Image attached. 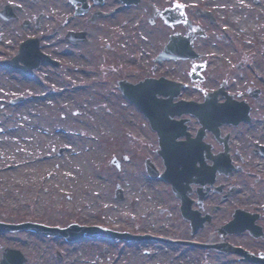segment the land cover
Listing matches in <instances>:
<instances>
[{"label": "rangeland", "instance_id": "rangeland-1", "mask_svg": "<svg viewBox=\"0 0 264 264\" xmlns=\"http://www.w3.org/2000/svg\"><path fill=\"white\" fill-rule=\"evenodd\" d=\"M49 1L57 3L55 0ZM225 1L144 0L141 5L121 11L119 16L105 20L111 24V27L106 28L112 30L89 32V39L84 43H65L59 36L60 32L47 37L45 42L50 48L57 52L67 51V56L63 57L61 53L56 55L53 51L52 54L60 57L62 61L54 66L49 63L42 64L31 79L12 72H8L7 75L8 69L1 68L0 128L5 130L17 128L14 132L21 137L24 131L29 130L28 132L32 133L35 126L43 129L40 131L42 136L35 142V153L32 156L48 160L60 158L65 154L66 143L70 142L69 135L62 133L59 137L54 133L53 127L78 128L74 119L67 117L75 115L72 103L79 99L70 95L68 101L64 100L67 102L63 103L52 100L50 94H57L55 86L59 87L58 90L61 92L72 87L73 83L83 82L92 86L85 89L84 95L93 102H98L103 117L106 116L112 126L110 133L102 130L99 133L101 161L98 169L102 175L101 192L107 199L124 203L116 207L117 211L112 218L108 216V208L102 206L96 212L84 214L74 212L72 208L62 204L63 196L57 194L54 189L45 188L40 184L41 171L36 170L26 183L25 179L13 184L0 183V219L30 218L56 223L59 226L77 221L94 222L115 227L126 225L128 220L146 224L160 220L162 216L155 213L156 207L165 203L167 194L160 180L151 179L145 174L141 158V154L147 153L153 146L150 128L138 107L117 87V80L125 78L134 82L143 76H158L165 72L164 74L188 83L182 91L183 96L196 97L200 92L198 85L214 87L218 84L217 79L223 75L226 76L225 80L231 81L235 87H242L243 82L249 81L255 72L264 75V0H248L253 4V9H246L243 6L235 9L238 17L240 12L242 15L251 12L252 21L250 20L247 27L241 28L242 31L231 29L236 28V20L230 17L229 6L225 5ZM165 6L172 8L177 6L180 18L167 22L162 13L160 14ZM196 8L211 10L215 19L210 20L206 15L197 12ZM151 19L153 21H150ZM197 28L204 32L203 35L196 34L193 39V48L198 53L195 61L202 64L199 70L200 78L191 79L190 59L154 60L170 33L186 34L196 31ZM18 35L20 36L18 32H7L4 37H13L14 40L21 37ZM101 40L106 41L105 48ZM71 61L84 65L75 75L69 70V76L65 78L66 69L70 67ZM237 63L239 66H236ZM234 65L236 68L232 70L231 67ZM17 90L33 91L37 96H28L26 101L14 104L9 103L8 97H2L6 95L4 91L15 93ZM3 111L6 113L5 116L1 114ZM17 118L22 122L15 127ZM83 126L88 128L90 125L85 122ZM59 148L62 150L59 151ZM122 154L126 155L127 159L121 162V169H117L109 161L112 155L119 158ZM14 161L15 158L0 157V165L3 167H9L10 162L15 163ZM118 184L125 196L121 200L115 197L114 189ZM131 199H135L136 202L132 204ZM146 207L149 208L142 212L144 213L142 216L141 210ZM130 209L140 216L132 219ZM78 243L80 246L77 252L68 251L70 245ZM2 246L19 248L26 258L24 264H41L42 261L48 260L50 264L102 263L109 259L116 248L115 242L109 238L66 242L62 237L27 230L0 232V255ZM57 250L61 257L57 256ZM194 253L192 254L196 258L194 264H202L204 259L206 264H214L213 260L221 257L212 253L196 256Z\"/></svg>", "mask_w": 264, "mask_h": 264}, {"label": "flooded vegetation", "instance_id": "flooded-vegetation-1", "mask_svg": "<svg viewBox=\"0 0 264 264\" xmlns=\"http://www.w3.org/2000/svg\"><path fill=\"white\" fill-rule=\"evenodd\" d=\"M55 1L59 4L49 0H0L2 44L14 47L15 53L17 43L25 36L15 42L4 34L27 32L36 36L34 43L44 54L29 76L44 63L55 64V50L46 44V35L36 32H62L67 43L71 42L64 32H85L83 41H87L89 32L112 30L106 28L111 24L105 20L144 0ZM17 64L6 67L23 74V61ZM255 73L242 87L228 80L221 91L212 94L215 105L227 101L226 115L218 116L214 109L203 115L183 113L173 117L178 120L168 132L173 142L168 144V140L163 156L155 148L154 160L160 161L159 169L165 174L159 180L167 194L165 203L156 207L161 219L151 224L129 221L117 227L125 234L115 240L116 251L107 261L91 264H168L167 258L182 256L179 251L183 249L194 261L192 254L197 251L196 256H221L213 260L219 264H264V75ZM4 93L5 98L25 95L24 90ZM207 96L199 92L194 99L201 103ZM168 178L175 179L177 193ZM131 234L138 235L133 238ZM175 264L188 263L182 260Z\"/></svg>", "mask_w": 264, "mask_h": 264}, {"label": "bare ground", "instance_id": "bare-ground-1", "mask_svg": "<svg viewBox=\"0 0 264 264\" xmlns=\"http://www.w3.org/2000/svg\"><path fill=\"white\" fill-rule=\"evenodd\" d=\"M225 5L229 6L230 17L236 20V28L232 27V30L238 29L242 31L241 28L247 27L250 20L252 21L251 12L245 15L240 12L239 17L238 13H235L237 7L241 8L243 6L246 9H253V4L248 0H226ZM83 65V63L76 65V61H71L72 67L66 69L65 78H68L69 70L70 73L75 75L80 72ZM6 74L8 75L9 73L6 72ZM89 87L92 86L83 82L79 84L73 83L72 87L65 88L62 92L59 90L57 94H50L52 100H58L63 103L68 101L67 99L70 95H74L76 99L79 98L78 101L72 103L75 115L67 117V119H74L78 128L53 127L54 133L59 135V137H61L62 133L69 135L68 140L70 142L66 143L65 154L60 158L48 160L47 158L32 156L35 153V142L38 137L42 136L40 131H43V129L35 126V130L33 129L32 133L28 132L29 130H23L21 137L14 132L17 128L10 130L0 128V157L15 158V163L10 162L11 165L9 167L0 165V183L13 184L22 179H25L26 183L30 180L33 173L39 170L41 171L39 175L40 184L45 188L54 189L57 194L63 196L62 204L67 208H72L74 212L84 214L86 212H96L102 206L108 208V216L112 218L117 211L116 207L124 203V201L117 203L102 195V175L98 169L101 161V150L98 141L101 135L99 133L100 130L110 133L112 126L107 121V117H103L98 102H93L92 99L84 95L85 89ZM15 122H17L16 127L18 124L21 125L22 121L17 118ZM85 122L90 125L88 128L83 126ZM38 134L40 135L38 136ZM146 190L148 191V188ZM79 246L80 243L72 244L68 251L75 253L79 250ZM165 252L167 253V250ZM179 252L182 256L168 257V264H175V262L182 260L187 261L188 264H194V259L187 250L183 249ZM48 261H42L41 264H50ZM72 261L74 262V259Z\"/></svg>", "mask_w": 264, "mask_h": 264}, {"label": "water", "instance_id": "water-1", "mask_svg": "<svg viewBox=\"0 0 264 264\" xmlns=\"http://www.w3.org/2000/svg\"><path fill=\"white\" fill-rule=\"evenodd\" d=\"M165 15L168 19L177 18V16L174 15V9L172 10L171 8H167V10H165ZM194 35V32H189L186 35H182L179 33L171 34L170 41L165 45V48L158 54L157 59H161L165 56H194L195 54L192 50V38ZM24 46L25 45L22 44L21 48ZM25 50L26 47H24V51ZM30 66V64H26L25 68H30ZM118 83L123 93L128 98L133 100L139 106V108L147 115L151 126L156 129L159 134L160 145L162 144V136L165 132L164 124L161 122V119H163V117L166 115V113L162 110L169 107L170 113H174L175 111H181L180 109H185V107L189 108L191 111H193L194 109V102L192 101L179 100L177 102H172L171 98L177 92L179 87L171 81H167L162 78H145L135 84L129 83L125 80H119ZM167 86L169 87L167 88ZM157 92H168L170 94H174H171L166 100H162L154 96V94ZM224 112L225 111L221 113ZM113 162L119 165L120 160L114 159ZM146 165L148 172L151 175L155 176L156 172L153 170L152 165L149 162H146ZM115 196L117 198H121L120 188H116ZM15 228H32L38 231H42L44 233L65 235L67 239H76L82 237H99L104 235L112 236L114 234L112 230H107L106 228H102L96 225L86 226L70 223L65 227H57L46 226L42 223H36L31 221H24L16 224L4 223L0 221V230ZM23 262L24 257L18 249L11 247L4 248L2 256L0 258V264H23Z\"/></svg>", "mask_w": 264, "mask_h": 264}]
</instances>
